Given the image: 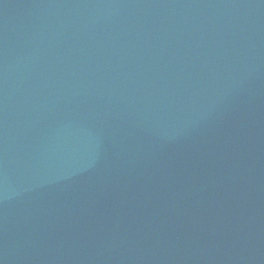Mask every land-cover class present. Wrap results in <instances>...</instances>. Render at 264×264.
I'll return each instance as SVG.
<instances>
[{
	"label": "water",
	"instance_id": "obj_1",
	"mask_svg": "<svg viewBox=\"0 0 264 264\" xmlns=\"http://www.w3.org/2000/svg\"><path fill=\"white\" fill-rule=\"evenodd\" d=\"M0 264H264V0H0Z\"/></svg>",
	"mask_w": 264,
	"mask_h": 264
}]
</instances>
